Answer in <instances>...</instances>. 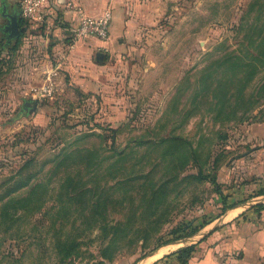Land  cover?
Returning a JSON list of instances; mask_svg holds the SVG:
<instances>
[{"label": "rangeland", "instance_id": "rangeland-1", "mask_svg": "<svg viewBox=\"0 0 264 264\" xmlns=\"http://www.w3.org/2000/svg\"><path fill=\"white\" fill-rule=\"evenodd\" d=\"M34 3L0 0V264H165L224 201L260 215L264 0H120L94 91L45 69L109 36L44 32Z\"/></svg>", "mask_w": 264, "mask_h": 264}, {"label": "crops", "instance_id": "crops-1", "mask_svg": "<svg viewBox=\"0 0 264 264\" xmlns=\"http://www.w3.org/2000/svg\"><path fill=\"white\" fill-rule=\"evenodd\" d=\"M120 0H37L28 15L31 21L44 26V32L63 31L71 35V28L80 17L95 18L112 9L108 40L96 41L79 38L70 45L63 44L64 52L58 55L54 66L46 67L49 76H57L56 84H67L68 77L81 91L97 90L101 86L100 74H107L110 59L106 52L112 50L113 39L126 32L120 25ZM83 9V12H82ZM46 12L48 15L46 16ZM100 14V15H98ZM23 15L20 14L19 19ZM120 25V26H119ZM26 29V28H25ZM19 36V35H18ZM106 77V75H105ZM51 84H55L54 82ZM244 208L229 207L216 223L196 241L195 249L185 264H260L264 262V209L255 220L239 221ZM165 264H181L177 254L165 258Z\"/></svg>", "mask_w": 264, "mask_h": 264}, {"label": "built area", "instance_id": "built-area-1", "mask_svg": "<svg viewBox=\"0 0 264 264\" xmlns=\"http://www.w3.org/2000/svg\"><path fill=\"white\" fill-rule=\"evenodd\" d=\"M111 22V13L105 11L100 16L95 18L80 17L71 28V35L76 37H96L106 39L109 35ZM51 90V89H50Z\"/></svg>", "mask_w": 264, "mask_h": 264}, {"label": "water", "instance_id": "water-1", "mask_svg": "<svg viewBox=\"0 0 264 264\" xmlns=\"http://www.w3.org/2000/svg\"><path fill=\"white\" fill-rule=\"evenodd\" d=\"M1 14L7 18L8 23L1 28V31L6 33V39L9 42L12 38L18 37L20 31L24 30V28H20L19 26V16L20 12L14 10L13 12L7 11L6 4L2 5Z\"/></svg>", "mask_w": 264, "mask_h": 264}, {"label": "trees", "instance_id": "trees-1", "mask_svg": "<svg viewBox=\"0 0 264 264\" xmlns=\"http://www.w3.org/2000/svg\"><path fill=\"white\" fill-rule=\"evenodd\" d=\"M226 208H229V206L226 205L225 201L223 202L222 210L224 211ZM195 249L194 245H189L179 251L177 254V258L180 261L181 264H185L188 262V259L190 258L191 254L193 253Z\"/></svg>", "mask_w": 264, "mask_h": 264}]
</instances>
